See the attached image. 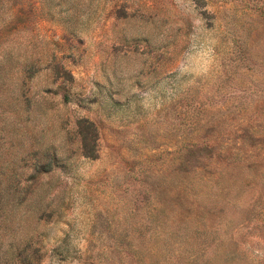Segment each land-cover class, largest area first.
I'll use <instances>...</instances> for the list:
<instances>
[{
	"label": "rangeland",
	"instance_id": "374dc122",
	"mask_svg": "<svg viewBox=\"0 0 264 264\" xmlns=\"http://www.w3.org/2000/svg\"><path fill=\"white\" fill-rule=\"evenodd\" d=\"M0 264H264V0H0Z\"/></svg>",
	"mask_w": 264,
	"mask_h": 264
}]
</instances>
